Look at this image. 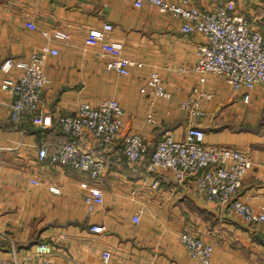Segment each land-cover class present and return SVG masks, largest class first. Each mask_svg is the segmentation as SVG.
<instances>
[{
	"label": "crops",
	"instance_id": "obj_1",
	"mask_svg": "<svg viewBox=\"0 0 264 264\" xmlns=\"http://www.w3.org/2000/svg\"><path fill=\"white\" fill-rule=\"evenodd\" d=\"M135 1L0 0V259L32 257L37 243H48L53 249L46 257L49 264H201L179 239L181 232H191L212 243L208 264H264L262 224L245 222L235 211L207 200L195 175L150 162L151 150L166 132L180 139L189 125H198L205 143L249 155L237 198L264 211V87L250 91L245 103L243 89L234 91L223 79L207 75L212 98L203 103L202 116L190 115L179 103L196 82L192 66L204 39L182 32L179 19L149 0ZM168 1L212 9L217 0ZM234 2L236 13L257 19L264 37V0ZM105 22L113 24V31L91 39L89 29ZM111 39L123 44L113 55L102 50ZM44 46L57 54L44 56L49 81L39 108L46 121L37 125L16 119L9 106L13 94L1 83L19 75L16 59L30 58ZM114 55L140 64L120 74L106 65ZM153 70L163 77L169 98L146 84ZM105 97L115 98L125 110L120 135H144L149 152L138 162L109 163L94 180L52 163L58 141L71 139L57 117L74 112L81 102L96 104ZM81 143L93 149L96 138L86 131ZM41 146L46 148L43 158L38 157ZM91 184L102 188L104 198L94 210L83 200ZM50 185L59 192L49 190ZM136 214L139 220L133 222ZM92 225L104 228L93 231Z\"/></svg>",
	"mask_w": 264,
	"mask_h": 264
},
{
	"label": "built area",
	"instance_id": "obj_2",
	"mask_svg": "<svg viewBox=\"0 0 264 264\" xmlns=\"http://www.w3.org/2000/svg\"><path fill=\"white\" fill-rule=\"evenodd\" d=\"M149 1L179 19L182 32L199 33L204 39L197 48V57L192 66L196 82L179 103L190 115L202 116L203 103L212 98V91L205 86L207 75L223 79L234 91L243 89L242 99L245 103L250 98V91L257 86L264 87V37L246 16L234 11V0H217L212 9L168 0ZM135 3L139 5L140 0ZM26 25L36 27L32 21H27ZM113 29L112 23L105 22L99 28L89 29L88 36L91 39H103ZM122 46L120 40L111 39L102 44V50L113 55ZM46 53L57 54V50L44 46L33 50L30 58L16 59L19 75L6 77L1 83V87L13 94L9 106L18 120L28 119L37 125H44L46 121L39 108L41 90L49 81L43 72ZM6 64L10 65L11 60L8 59ZM139 64L118 55L106 62L109 68L120 74H127L131 66ZM145 82L156 95L165 98L171 96L157 70H153ZM124 113V108L115 98L105 97L96 104L81 102L74 112L59 115L57 123L71 135V139L58 141L50 161L86 173L92 180L97 179L113 161H140L149 152L150 144L144 135L137 132L120 135ZM86 131L93 133L96 138L93 149L82 146L81 140ZM204 137V129L193 124L186 128L180 139L166 132L150 152L151 165L173 168L185 176L195 175L196 187L207 200L235 211L245 222L264 226V211H258L248 202L237 198L250 164L249 155L232 146L207 144ZM45 155L46 148L39 147L38 157L43 158ZM31 182L39 183L36 179H31ZM157 183L155 179L152 185ZM49 190L58 193L59 187L50 185ZM103 199V190L98 184H91L83 198L90 210L101 205ZM132 220L138 222L139 216L134 215ZM103 228V225L91 226L93 231ZM179 239L190 257L201 264L209 263L213 249L211 242L191 232H181ZM52 253L53 249L48 243H37L32 257L0 259V264H49L46 257ZM102 256L107 259L109 252L104 250Z\"/></svg>",
	"mask_w": 264,
	"mask_h": 264
},
{
	"label": "rangeland",
	"instance_id": "obj_3",
	"mask_svg": "<svg viewBox=\"0 0 264 264\" xmlns=\"http://www.w3.org/2000/svg\"><path fill=\"white\" fill-rule=\"evenodd\" d=\"M247 18H248V19H252L251 16H248ZM253 19H254V20L251 21L252 24H253L255 27H257V28L261 31L260 27L258 26V23H256V22H257V19H256V18H253ZM261 32H262V31H261ZM262 33H263V32H262Z\"/></svg>",
	"mask_w": 264,
	"mask_h": 264
},
{
	"label": "water",
	"instance_id": "obj_4",
	"mask_svg": "<svg viewBox=\"0 0 264 264\" xmlns=\"http://www.w3.org/2000/svg\"><path fill=\"white\" fill-rule=\"evenodd\" d=\"M22 124L24 125V127H27V128L33 129V128L29 127L28 122H25V123H22Z\"/></svg>",
	"mask_w": 264,
	"mask_h": 264
},
{
	"label": "trees",
	"instance_id": "obj_5",
	"mask_svg": "<svg viewBox=\"0 0 264 264\" xmlns=\"http://www.w3.org/2000/svg\"><path fill=\"white\" fill-rule=\"evenodd\" d=\"M152 151V150H151Z\"/></svg>",
	"mask_w": 264,
	"mask_h": 264
}]
</instances>
